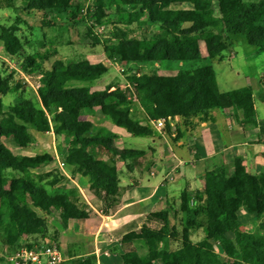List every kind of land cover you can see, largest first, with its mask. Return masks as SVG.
I'll return each mask as SVG.
<instances>
[{"label":"trees","instance_id":"trees-1","mask_svg":"<svg viewBox=\"0 0 264 264\" xmlns=\"http://www.w3.org/2000/svg\"><path fill=\"white\" fill-rule=\"evenodd\" d=\"M175 4H188L191 9H172ZM110 7L122 14L125 26L152 24L153 30L135 38L128 29L114 27L110 38L102 39L94 29L103 26L101 19ZM92 8L85 12L78 0H0V9L15 15L11 25L0 24L4 52L22 59L26 75L40 77L37 93L30 90L26 95L25 90L19 92L20 84H11L12 77L0 71L1 248L58 245L72 222L83 223L91 213L63 173L45 172L54 162L51 154L17 155L6 146L8 140L19 149H29L34 144L31 131L51 132L57 151H66L65 167L87 180L89 191L108 214L120 201L121 166L131 172L152 158L153 150L118 149L116 135L106 127L92 133V123L81 120L82 111L98 110L102 119L138 138L154 136L152 122L178 117L174 132L168 123L163 129L176 142L185 132L211 121V111L222 108L228 99L244 128L257 125L251 88L221 92L209 65L179 69L171 76L130 70L126 83L133 88L134 100L126 83H112L101 91L96 85L109 74L108 66L87 58L55 59L57 49L46 48L44 42L38 46L41 40L35 38L28 18H40L41 31L55 27L53 18L59 15L70 14L74 24L87 21L86 39L101 45L108 61L131 67L165 61L196 63L221 60L232 45L231 36L244 37L249 46L264 53V0H94ZM22 26L32 38L18 35ZM262 79L264 83V75ZM13 92L17 100L4 112L2 97ZM242 214L248 221H242ZM121 232L122 264H264V169L253 175L238 158L231 172L224 163H214L205 172L202 189H184L177 207L168 203L140 226L131 222ZM68 253L63 264H96L94 255ZM0 264H6L1 257Z\"/></svg>","mask_w":264,"mask_h":264},{"label":"crops","instance_id":"crops-1","mask_svg":"<svg viewBox=\"0 0 264 264\" xmlns=\"http://www.w3.org/2000/svg\"><path fill=\"white\" fill-rule=\"evenodd\" d=\"M176 5L186 7L180 8ZM172 6V9H191L188 4ZM179 65L182 66V63ZM155 66L161 67L159 64ZM161 69L160 74L164 76H171L176 72L168 67ZM257 84L264 85L263 79L257 81ZM243 87H250L252 90L257 120L255 127L244 128L240 124L241 115L236 116L229 100L225 99L222 108L211 111V121L202 123L193 131L185 132L176 142L164 131L155 130L154 136L148 138L150 142H146L145 149H132H152L153 157L144 159L141 166L131 172L121 166L120 186L123 189L120 201L118 207L108 214L103 213L102 202L89 191L87 180L72 175L71 169L66 167L65 177L75 185L81 202L91 209V213L85 222H72L69 230L61 233L62 236L65 235L64 245L71 247L66 249L68 257L65 261L69 259L70 250L73 257L94 255L96 264H122L121 229L131 222H137L140 226L149 214L164 209L168 203L177 207L184 189L196 191L203 188L205 172L214 163H224L226 170L231 172L233 160L238 158L243 161L247 172L253 175L261 173L264 169V134L261 132L260 123L264 122V116L260 115L255 100L263 101L264 91L251 85ZM84 113H89L91 120L87 116L86 119L83 118ZM81 120L92 123V133L100 129L103 121L98 110L82 111ZM178 122L179 120L176 123ZM141 124L146 123L142 121ZM175 124L171 128L173 132ZM152 126L154 128L153 124ZM108 129L116 135L118 149H130L126 145L133 139L131 135L119 127L111 126ZM46 134L53 136L51 132ZM62 157L64 156H61L60 161ZM52 165L53 163L50 166Z\"/></svg>","mask_w":264,"mask_h":264},{"label":"rangeland","instance_id":"rangeland-1","mask_svg":"<svg viewBox=\"0 0 264 264\" xmlns=\"http://www.w3.org/2000/svg\"><path fill=\"white\" fill-rule=\"evenodd\" d=\"M93 1L94 0H78L85 12L87 8H92ZM176 7L185 8L186 6L176 5ZM214 7L215 16H218L219 12L217 3H214ZM69 15L70 14L65 16H56L53 18L55 27H43L42 31L38 26V24L41 22L40 18H28V21L29 24L34 28L35 38H39L41 40L37 42L39 47H41L44 42L46 48L55 47L57 49L58 53L55 59L87 58L91 61L103 62L106 66H108L109 74L105 78L98 81L96 85V87L101 91H104L106 87L112 83L118 82L121 85H124L127 82L126 78L130 70H136L142 73H161V67H168L174 71H177L179 69H194L200 65H209L213 68L216 73L218 87L222 91L239 89L245 85H251L253 88L258 87L264 91V85L257 84V81H260L262 79V75H264V53H259L255 48L249 46L244 37L231 36L230 41L232 42V45L230 44L228 46L229 49L223 52V58L221 60L205 59L196 63L185 62L182 63V66H180V63L178 62L165 61L159 64L161 67L155 66L154 63H142L138 66L131 67L130 65H126L118 61H108L103 54L101 45H94L86 39V27L88 22L84 21L75 24L71 23ZM14 16L15 15L11 10L0 9V24L2 26L11 25L13 23ZM101 21L104 22L103 26L101 28L96 27L94 29V33L101 36L102 39L110 38L109 32L114 27L122 30L128 29L130 36L135 38H142L143 36L148 35L154 28V25L152 24H148L142 28H139L136 24H132L128 27L125 26V19L115 7L108 8V10H106V16L102 18ZM43 33L45 38L41 37ZM18 35L20 37L25 36L29 39L32 38V33L25 26H22L21 32ZM52 61L53 59L45 63L44 67L49 68ZM21 62V58L9 57L4 52L0 42V71L2 72L3 76H11V84H20L21 89H19V92L25 90L27 95L30 90L34 92V90L30 87V84H32L33 81H25V73L21 69ZM16 100L17 95L14 92L2 97L3 111L5 112L7 110V106ZM255 103L260 115L264 116V100L260 101L259 99H256ZM83 118L91 120L89 113H84ZM102 120L103 121L102 124H100V128H110L112 126L108 121L104 119ZM93 124H95V122ZM31 134L34 137V145L29 149H19L10 140L5 142L6 146L17 155L31 156L35 154L49 153L54 157V162L53 165L48 168V170H45V172L64 174V171H67V169L66 167L60 169L58 167V161H60L61 156L66 154L65 149L63 153L57 151V144L52 135H43L34 131H31ZM146 142H150V140L143 137H133V139L128 141L126 147L130 149H145V144H147ZM56 158H58V160ZM38 213L42 215L40 211H38ZM48 221L51 224H56V222L51 218H49ZM242 221L246 222V219L243 217V215ZM64 242L65 235L60 237L58 246L62 251L63 258L66 259L68 257L66 249L68 248L66 245H64ZM215 249L218 253L220 252L217 246H215ZM10 252H12V249L0 247V257L2 259V256L9 254Z\"/></svg>","mask_w":264,"mask_h":264},{"label":"built area","instance_id":"built-area-1","mask_svg":"<svg viewBox=\"0 0 264 264\" xmlns=\"http://www.w3.org/2000/svg\"><path fill=\"white\" fill-rule=\"evenodd\" d=\"M24 79L26 82H30L29 80L33 81V83L30 84V87L35 93H37V90L40 87V77H32L25 74ZM125 87L129 89L131 98L134 100L135 94L132 86L126 83ZM178 120V117L168 118L166 120L162 119L154 121L152 124L154 125L155 130L163 131L166 123H168L172 128ZM56 159L58 160V158ZM58 167L60 169L65 168L64 162L58 161ZM2 257L7 262V264H63L65 262L62 251L56 244H45L33 247H27L23 245L21 247H17L14 251Z\"/></svg>","mask_w":264,"mask_h":264}]
</instances>
